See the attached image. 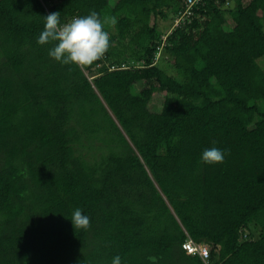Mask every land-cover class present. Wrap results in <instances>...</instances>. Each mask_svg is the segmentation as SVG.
Instances as JSON below:
<instances>
[{"label":"trees","instance_id":"1","mask_svg":"<svg viewBox=\"0 0 264 264\" xmlns=\"http://www.w3.org/2000/svg\"><path fill=\"white\" fill-rule=\"evenodd\" d=\"M56 11L107 20L104 57L50 58ZM189 239L264 264V0H0V264H206Z\"/></svg>","mask_w":264,"mask_h":264},{"label":"clouds","instance_id":"2","mask_svg":"<svg viewBox=\"0 0 264 264\" xmlns=\"http://www.w3.org/2000/svg\"><path fill=\"white\" fill-rule=\"evenodd\" d=\"M45 17L44 27L37 39L40 45L52 43L48 55L63 65L87 66L104 57L110 47V34L105 30L107 20H102L98 13L91 11L84 16L73 17L70 22L62 23L60 12H51ZM115 18L111 23L115 24ZM225 151L213 146L205 148L201 161L208 165L222 163ZM71 221L75 229L90 228V217L83 209L73 210ZM112 264H122L119 255L112 259Z\"/></svg>","mask_w":264,"mask_h":264},{"label":"rangeland","instance_id":"3","mask_svg":"<svg viewBox=\"0 0 264 264\" xmlns=\"http://www.w3.org/2000/svg\"><path fill=\"white\" fill-rule=\"evenodd\" d=\"M172 20L173 19L171 17L169 19H166V20H164V19L162 20L161 19L159 21L160 28L163 29L164 32H169L170 29H171V26L173 24L172 23L173 22ZM231 23L232 22L229 23L230 26H232ZM164 38H166V36ZM163 64H165V62H163ZM142 87H143L142 84H138L137 85V90H140ZM164 100H165V93L164 92L163 93H159V92L156 93L154 95L153 99H152L151 104H150L151 110L152 111H156V112L160 111L161 110V107L163 105Z\"/></svg>","mask_w":264,"mask_h":264},{"label":"built area","instance_id":"4","mask_svg":"<svg viewBox=\"0 0 264 264\" xmlns=\"http://www.w3.org/2000/svg\"><path fill=\"white\" fill-rule=\"evenodd\" d=\"M196 1L197 0H189V3L193 5ZM183 248L188 252V254H199L202 260L206 264H209L210 251L208 246L197 245L193 240L189 239L183 244Z\"/></svg>","mask_w":264,"mask_h":264}]
</instances>
